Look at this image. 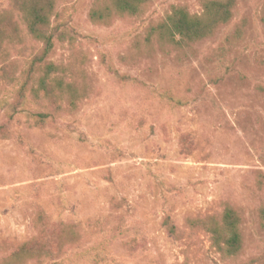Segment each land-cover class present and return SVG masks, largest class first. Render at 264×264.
I'll return each instance as SVG.
<instances>
[{"label": "rangeland", "instance_id": "obj_1", "mask_svg": "<svg viewBox=\"0 0 264 264\" xmlns=\"http://www.w3.org/2000/svg\"><path fill=\"white\" fill-rule=\"evenodd\" d=\"M92 2L59 4L65 34L50 61L66 68L77 100L37 126L33 114L52 113L51 103L9 105L41 45L0 0L5 32L22 40L9 49L15 82L0 83L10 131L0 139V264L28 242L61 247L58 264H264V0H238L230 24L179 52L149 29L172 7L199 15L202 0H152L139 18L107 26L88 20ZM226 207L242 216L238 259L188 222L218 220Z\"/></svg>", "mask_w": 264, "mask_h": 264}, {"label": "trees", "instance_id": "obj_2", "mask_svg": "<svg viewBox=\"0 0 264 264\" xmlns=\"http://www.w3.org/2000/svg\"><path fill=\"white\" fill-rule=\"evenodd\" d=\"M17 11L25 37L41 48L33 54L26 69L21 74L22 82L16 97L9 105L12 113L26 103L27 97L35 104L51 103L52 113H35V124L44 125L46 119H53L62 112L61 103L68 101L74 107L77 97L71 92L70 76L66 68L50 61L54 41L60 39L65 31L57 26L60 12L59 4L71 0H10ZM88 10V20L94 25L107 26L115 19L122 17L139 18L145 6L152 0H92ZM238 0H202V11L199 15H190L183 7H172L166 21L149 29V39H154L158 46L168 51H192V48L210 38L221 27L230 24L235 18ZM0 22V83L11 84L16 76L9 72L15 62L9 59V49L19 46L22 40L16 29L5 32ZM242 28L236 27L233 35L227 39L231 44L242 37ZM24 49V47H21ZM56 106V108H55ZM7 124V123H6ZM6 124L0 125V139H6L10 131ZM261 225L264 226V207L258 213ZM189 224L199 227L210 236L212 246L226 259H238L243 254L242 216L237 209L226 207L218 220L189 219ZM162 227L170 236L176 234L170 220L164 219ZM60 249H44L35 242L21 245L16 251L2 260L3 264H43L54 263L55 255ZM52 262V263H51Z\"/></svg>", "mask_w": 264, "mask_h": 264}]
</instances>
